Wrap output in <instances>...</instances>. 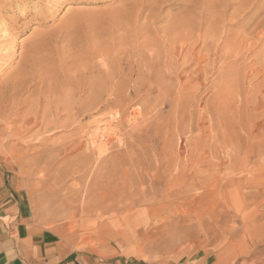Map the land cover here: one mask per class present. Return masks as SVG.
Listing matches in <instances>:
<instances>
[{"label":"rangeland","instance_id":"1","mask_svg":"<svg viewBox=\"0 0 264 264\" xmlns=\"http://www.w3.org/2000/svg\"><path fill=\"white\" fill-rule=\"evenodd\" d=\"M3 190L137 258L264 264V0H0Z\"/></svg>","mask_w":264,"mask_h":264},{"label":"crops","instance_id":"2","mask_svg":"<svg viewBox=\"0 0 264 264\" xmlns=\"http://www.w3.org/2000/svg\"><path fill=\"white\" fill-rule=\"evenodd\" d=\"M3 193L8 197L0 206V264H209L203 259L153 262L125 254L116 244L89 243L85 235L63 236L34 220L13 194Z\"/></svg>","mask_w":264,"mask_h":264},{"label":"bare ground","instance_id":"3","mask_svg":"<svg viewBox=\"0 0 264 264\" xmlns=\"http://www.w3.org/2000/svg\"><path fill=\"white\" fill-rule=\"evenodd\" d=\"M5 1V0H4ZM190 44H193V43H190ZM176 46V45H175ZM174 46V47H175ZM181 46H183V45H181ZM171 54V53H170ZM237 55V54H236ZM177 58V57H176ZM167 72V71H166ZM89 90V89H88ZM113 92V91H112ZM114 93V92H113ZM95 95V94H94ZM113 95V94H112ZM220 95V94H219ZM92 101V100H91ZM119 102V101H118ZM117 102V103H118ZM111 103V102H110ZM108 104H109V102H108ZM115 104V103H114ZM100 106V105H99ZM239 110V109H238ZM213 114V113H212ZM221 114V113H220ZM63 115V114H62ZM217 118V117H216ZM134 119V118H133ZM132 119V120H133ZM139 119V118H138ZM142 119V118H141ZM124 124V123H123ZM222 127V126H221ZM216 128V127H215ZM29 129V128H28ZM218 129V128H217ZM151 130V129H150ZM153 130V129H152ZM190 130V129H189ZM247 131V130H246ZM47 132H49V131H47ZM220 132V131H219ZM147 133V132H146ZM149 133V132H148ZM175 133V132H174ZM190 133V132H189ZM258 134V133H257ZM244 135V134H243ZM257 136V135H256ZM148 137V136H147ZM253 139V138H252ZM151 140H153L152 138H151ZM247 140V139H246ZM108 142V141H107ZM110 142V141H109ZM78 143V142H77ZM136 144V143H135ZM247 144V143H246ZM133 145V144H132ZM140 145V144H139ZM152 145V144H151ZM79 146V145H78ZM125 146V145H124ZM237 146V145H236ZM235 146V147H236ZM104 147V146H103ZM171 148H173L172 146H170ZM76 148V147H75ZM133 148H135V146H133ZM185 148V147H184ZM60 149H62V147H60ZM68 149V148H67ZM67 149H65L66 150V152H67ZM104 149V148H103ZM235 149V148H234ZM101 150V149H100ZM105 151V150H104ZM236 151V150H235ZM107 152V151H106ZM138 152V151H137ZM176 152V151H175ZM174 152V153H175ZM179 152V151H178ZM59 153H60V151H59ZM71 153V152H70ZM100 153V152H99ZM105 153V152H104ZM141 153V152H140ZM145 153V152H144ZM184 153H185V151H184ZM237 153V152H236ZM101 154V153H100ZM146 154V153H145ZM161 154V153H160ZM173 153H171V155H172ZM237 154H239V153H237ZM103 155V154H102ZM108 155H110V154H108ZM108 155H106V158H107V156ZM124 155V154H123ZM138 155V154H137ZM141 155V154H140ZM101 156V155H100ZM119 156V155H118ZM139 156V155H138ZM143 156H145V155H143ZM162 156V155H161ZM173 156V155H172ZM175 156V155H174ZM178 156H180V155H178ZM123 157V156H122ZM127 157V156H126ZM130 157V156H129ZM146 157V156H145ZM147 157H148V155H147ZM249 157V156H248ZM125 158V157H124ZM140 158H141V156H140ZM163 158V157H162ZM117 159V158H116ZM145 159V158H144ZM156 159H157V157H156ZM126 160V159H125ZM128 160V159H127ZM153 160H154V158H153ZM174 161V160H173ZM179 161V160H178ZM175 162V161H174ZM158 163V162H157ZM162 163V162H161ZM133 164V163H132ZM151 164V163H150ZM256 164V163H255ZM164 165V164H163ZM191 165V164H190ZM158 166H162L161 164L159 165L158 164ZM173 166V165H172ZM150 167H152V166H150ZM146 168V167H145ZM153 168V167H152ZM176 169H178L177 167H176ZM180 169V168H179ZM145 170V169H144ZM160 170V169H159ZM190 170V169H189ZM194 170V169H193ZM127 171V170H126ZM167 171V170H166ZM176 171H179V170H176ZM190 171H192V170H190ZM125 173H127V175H128V172H125ZM178 174V173H177ZM142 175V174H141ZM174 176V175H173ZM194 176V175H193ZM195 177V176H194ZM145 179H148V178H145ZM168 179V178H167ZM151 180V179H150ZM193 180V179H192ZM145 181V180H144ZM195 181V180H194ZM146 182V181H145ZM187 182V181H186ZM151 183V182H150ZM173 183V182H172ZM179 183V182H178ZM204 183V182H203ZM182 184V183H181ZM157 185V184H156ZM226 188V187H225ZM182 190V189H181ZM175 193H177V192H175ZM152 194V193H151ZM152 196V195H151ZM150 196V197H151ZM155 196V195H154ZM192 197V196H191ZM156 198H158V197H156ZM153 199V198H152ZM192 199V198H191ZM103 200V199H102ZM187 200V199H186ZM152 201V200H151ZM163 202V201H162ZM172 202V201H171ZM174 202V201H173ZM177 202V201H176ZM161 203V202H160ZM175 204V203H174ZM167 205V204H166ZM172 206V205H171ZM176 206V205H175ZM168 207V206H167ZM172 208V207H171ZM167 211H169V210H167ZM172 212H174V210L172 211ZM176 212V211H175ZM158 214V213H157ZM165 214V213H164ZM176 214V213H175ZM174 214V215H175ZM165 215H167V214H165ZM167 216H169V214L167 215ZM175 216H178V215H175ZM175 216H174V218H175ZM232 217V216H231ZM167 218V217H166ZM168 219V218H167ZM253 219V218H252ZM253 220H255V219H253ZM252 225V224H251ZM249 227V226H248ZM247 229V228H246ZM235 230V229H234ZM254 230V229H253ZM233 232V231H232ZM231 233V232H230ZM255 234V233H254ZM234 236V235H233Z\"/></svg>","mask_w":264,"mask_h":264}]
</instances>
